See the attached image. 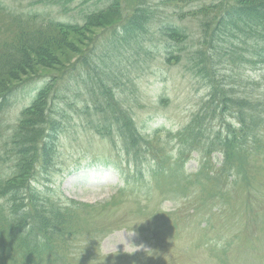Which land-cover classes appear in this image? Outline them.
Listing matches in <instances>:
<instances>
[{
  "label": "rangeland",
  "instance_id": "obj_1",
  "mask_svg": "<svg viewBox=\"0 0 264 264\" xmlns=\"http://www.w3.org/2000/svg\"><path fill=\"white\" fill-rule=\"evenodd\" d=\"M69 3L0 0V77L14 68L2 51L26 44L16 38L36 36L44 48L9 84L13 96L0 115V189L13 179L18 119L51 88L58 97L47 109L59 146L46 150L48 180L37 167L18 195L52 193L51 200L76 204L70 233H54L50 253L51 242L33 232L38 201L10 214L0 190V264H264L262 162L248 160L238 144L236 162L226 165L212 147L220 120L236 131L254 115L250 105L264 103V60L255 66L252 52L221 46L218 35L209 49L201 42L215 28L204 22L221 15L218 0ZM91 13L101 16L97 26L85 25ZM58 24L81 29L56 42ZM168 27L188 35L173 61L166 57L174 45ZM202 52L210 55V77L195 68ZM88 165L111 168L83 169ZM12 220L21 221V232ZM40 237L33 248L30 241Z\"/></svg>",
  "mask_w": 264,
  "mask_h": 264
},
{
  "label": "trees",
  "instance_id": "obj_2",
  "mask_svg": "<svg viewBox=\"0 0 264 264\" xmlns=\"http://www.w3.org/2000/svg\"><path fill=\"white\" fill-rule=\"evenodd\" d=\"M47 1L63 6L64 9H68L70 7L69 2L75 0ZM83 1L85 2L86 0ZM187 1L188 0H170V2L177 3H185ZM219 8L221 10V15L216 20L204 22L206 24H215V28L208 37L202 36L201 42H203L204 45L207 43L209 49L212 45L213 37L218 35L221 46L225 44L241 45L242 51L246 53L247 51L252 52L251 54H254L252 57L257 59L256 63H260L264 57V0H223ZM141 13V10L137 11L135 18L140 19ZM99 17L97 13L86 15L84 17L85 25L97 26L100 21ZM132 23H136L135 19ZM79 26V24H58L56 27L58 32L52 35L54 38L53 41H62V39L68 35L69 31L78 32L81 29ZM165 36H167L172 43L174 42V45L169 47V51L166 54L167 59L173 61L180 52L187 48L185 46L187 45L188 35L181 32L180 29L168 27L165 30ZM16 40L26 44L11 46L3 53L7 61L13 64L14 68H12L9 73L0 77V108L6 105L5 103L11 96L10 91L12 88L9 87L11 80H20L19 78H22V75H24L23 72L30 68L31 61L36 57H42V53L44 52L43 43L39 41L40 38L36 36L29 37L28 34L25 33V36L22 37L21 40L20 38H16ZM177 49L179 53H175ZM196 52H200V50ZM207 58L210 60V55L203 52L194 55L193 58L198 61L195 68L204 67L202 70L198 71V73L204 77H210L214 72V69H209V60ZM234 58H236V60H242V55L235 56ZM48 59L50 60V58H47V60ZM57 97V91L53 92L51 88L45 89L38 94L35 102L23 113L22 121L17 128V133L14 135L13 139H11L13 144L12 152L15 154L16 161L14 164L13 179L1 189L3 194L10 197L11 202L15 204L14 210L11 207V214L20 212V204L31 203L34 199L38 201V220L34 224L33 232L35 234H43L45 241L51 242L49 248L50 253L53 251V248H55V245L51 241V236L54 233H64L68 229L69 219L72 214L71 211L75 210L76 204L74 202H68L61 205L49 200L47 198L48 196H34L31 198L28 190L26 193L27 199L20 198L18 194L21 189L25 190V188H27V182L30 176L34 175L33 172L37 167H40V174L38 176L43 177L45 181L48 180L49 174L46 173L44 158H46V156H51V153L46 151L48 146H58L59 127L57 126L56 118L52 116V112L47 108ZM251 106L254 115H250L251 117L249 120L243 122L240 128L233 131L230 136H226V138L221 136L217 137V144H221L228 158L231 155L233 146L237 144L239 137L247 130H250L251 125H254V129H256V124L261 122L258 112L261 106L255 107L254 104ZM126 119H128V122L125 124L134 134V130L136 129L134 123H132V119ZM230 129L231 126H228L227 131L230 132ZM250 133L241 138L246 140ZM130 138L133 139L134 136ZM129 150L130 152L132 151L131 149ZM4 156L6 159L8 156L7 151ZM13 226L16 232H18V230L21 232V221L20 225ZM49 231L52 233L50 234ZM30 242L33 248L36 247L38 243L37 240Z\"/></svg>",
  "mask_w": 264,
  "mask_h": 264
}]
</instances>
